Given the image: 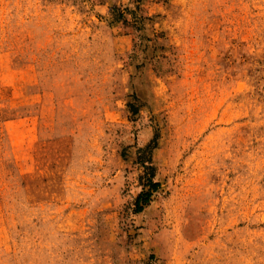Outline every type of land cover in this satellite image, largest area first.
Returning <instances> with one entry per match:
<instances>
[{"label": "rangeland", "instance_id": "rangeland-1", "mask_svg": "<svg viewBox=\"0 0 264 264\" xmlns=\"http://www.w3.org/2000/svg\"><path fill=\"white\" fill-rule=\"evenodd\" d=\"M0 264H264V0H0Z\"/></svg>", "mask_w": 264, "mask_h": 264}, {"label": "trees", "instance_id": "trees-1", "mask_svg": "<svg viewBox=\"0 0 264 264\" xmlns=\"http://www.w3.org/2000/svg\"><path fill=\"white\" fill-rule=\"evenodd\" d=\"M126 11L134 16L133 11L129 10L128 8ZM128 13H122L117 8H114L111 13L113 22H119L122 20L126 21L125 14ZM134 21L136 23L138 22L137 17H134ZM130 108L133 111L134 106H130ZM157 146V138H155L149 145H147L145 148L139 149L138 151L139 154H142L144 158V160L141 162V166L144 171L140 177L143 189L135 202L137 213L143 212L153 202L155 194L161 190L160 183L156 181V168L152 161L153 152Z\"/></svg>", "mask_w": 264, "mask_h": 264}]
</instances>
